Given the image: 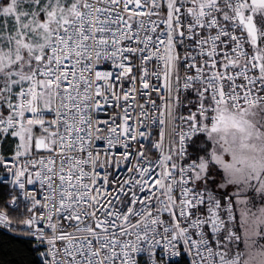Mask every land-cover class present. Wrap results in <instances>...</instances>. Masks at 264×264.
I'll list each match as a JSON object with an SVG mask.
<instances>
[{
  "label": "snow or ice",
  "instance_id": "obj_1",
  "mask_svg": "<svg viewBox=\"0 0 264 264\" xmlns=\"http://www.w3.org/2000/svg\"><path fill=\"white\" fill-rule=\"evenodd\" d=\"M4 175L0 264H264V0H0Z\"/></svg>",
  "mask_w": 264,
  "mask_h": 264
},
{
  "label": "trees",
  "instance_id": "obj_2",
  "mask_svg": "<svg viewBox=\"0 0 264 264\" xmlns=\"http://www.w3.org/2000/svg\"><path fill=\"white\" fill-rule=\"evenodd\" d=\"M7 189H8V185L0 182V193H4ZM7 240H8L7 236H0V242H4L2 245L4 252L8 251V245L6 243ZM0 255H2V253H0Z\"/></svg>",
  "mask_w": 264,
  "mask_h": 264
},
{
  "label": "built area",
  "instance_id": "obj_3",
  "mask_svg": "<svg viewBox=\"0 0 264 264\" xmlns=\"http://www.w3.org/2000/svg\"><path fill=\"white\" fill-rule=\"evenodd\" d=\"M10 177L7 176V175H4V176H0V182L4 183L7 185L6 181L9 180ZM176 258H173V260H175Z\"/></svg>",
  "mask_w": 264,
  "mask_h": 264
}]
</instances>
